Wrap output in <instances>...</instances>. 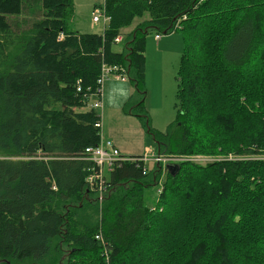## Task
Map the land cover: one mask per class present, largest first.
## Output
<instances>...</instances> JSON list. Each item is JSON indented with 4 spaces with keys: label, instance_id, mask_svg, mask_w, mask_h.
<instances>
[{
    "label": "trees",
    "instance_id": "1",
    "mask_svg": "<svg viewBox=\"0 0 264 264\" xmlns=\"http://www.w3.org/2000/svg\"><path fill=\"white\" fill-rule=\"evenodd\" d=\"M104 5L98 34L69 28L73 0H0V264H264V0ZM152 31L184 44L164 132L144 110ZM103 64L132 83L126 112L161 153L253 157L180 162L163 183L161 166L122 161L99 202L85 149L100 142L101 116L86 107Z\"/></svg>",
    "mask_w": 264,
    "mask_h": 264
},
{
    "label": "rangeland",
    "instance_id": "2",
    "mask_svg": "<svg viewBox=\"0 0 264 264\" xmlns=\"http://www.w3.org/2000/svg\"><path fill=\"white\" fill-rule=\"evenodd\" d=\"M73 5L74 13L69 20L68 25L70 29L80 33L101 34L104 31L105 25L102 21L93 22L94 15L103 9L104 0H73ZM139 21L140 20H136V22L131 27L125 29V31L128 32L132 30ZM21 24L23 25L22 28H25L24 23ZM159 35L161 38L156 39V32L152 31L146 37L145 88L147 95L144 103V110L149 116L152 128L164 132L176 119L177 77L184 44L180 32H172L169 34L161 33ZM124 45V42H119L114 46V50L122 51ZM101 90V106L94 110L101 116L102 136L105 139L112 140L114 143L116 139L133 142L132 139L127 138L128 133L134 131L137 132V130L142 129L143 140L141 151L140 153H132V155L142 154L145 146L149 148L151 147L152 150L157 151V144L145 130L143 121L126 112V102L135 92L129 79L118 80L116 79V73L110 72L107 74ZM98 99L97 96L92 95L89 99V106H87L86 109H90L91 105L97 102ZM187 155H199L202 158L210 159L208 161H213V159H218L222 156L229 157L232 155L233 157H240V154H224V152ZM126 156L131 155L126 154ZM241 156H243L242 159L253 157L250 154H241ZM204 161L205 160L202 162ZM147 165L149 169L155 165L163 167V164L160 161L155 163L151 161L147 163ZM163 172L164 173L159 180L161 183L164 182L166 176V170L164 167ZM159 188L160 185H152L145 189V199L147 204L153 205L155 203Z\"/></svg>",
    "mask_w": 264,
    "mask_h": 264
},
{
    "label": "built area",
    "instance_id": "3",
    "mask_svg": "<svg viewBox=\"0 0 264 264\" xmlns=\"http://www.w3.org/2000/svg\"><path fill=\"white\" fill-rule=\"evenodd\" d=\"M101 21L105 25V28L107 27L110 21V17L106 13L105 5H103L102 11H98L93 17V22H101ZM64 37H65V34L63 31H61L59 32L57 36V40L62 41ZM160 37H161L160 35H156V39H160ZM120 40H121V37H117L115 39V41L117 42H119ZM110 72H115L116 79L118 80L127 79L125 74L120 72L117 67H109L103 64L101 68V75H100V78L98 79V83L100 84V86L103 85V82L105 78L107 77V74ZM78 90H80V88ZM99 91L100 89L96 93H94V95L98 97ZM101 101L102 100L98 99L97 102L91 105V108L93 109L99 108L101 106ZM89 103H88V106H89ZM96 126L101 128V138H100V142L97 145L90 146L85 149L87 156H88V160L92 161L93 163V166L90 169V172L86 178V181L88 183L89 189L98 196L99 202H102L106 189H107L106 176L113 170L114 166L117 163L122 162V161H127V160H133V161L139 160V162H144V164L149 163L151 161H153L154 163L157 161H160L162 162L163 167L166 170V166L168 164H172V163L179 164L183 160V158L179 156L178 154L161 153L158 150L157 151L152 150L151 147L150 148L146 147L145 152L143 154L137 155L136 157L123 155L121 151L119 150V148L115 145V143L112 140L105 139L102 136V124L97 123ZM242 158L243 156L233 157L232 155H230L229 157L227 156L225 158L219 157L218 159H213V160L214 161L223 160V159L238 160ZM184 160L189 161V162H196V163L204 164L206 163V161L209 162L208 160L210 159L202 158L199 155L191 156V155L186 154ZM203 160L205 161L202 162ZM96 238L101 239V235L98 234Z\"/></svg>",
    "mask_w": 264,
    "mask_h": 264
},
{
    "label": "crops",
    "instance_id": "4",
    "mask_svg": "<svg viewBox=\"0 0 264 264\" xmlns=\"http://www.w3.org/2000/svg\"><path fill=\"white\" fill-rule=\"evenodd\" d=\"M127 138L132 139L133 142H131V141L126 142L123 140H117L116 139L115 145L120 149V151L123 155L129 154L131 156H137V154L132 155V153H140V151H141L142 140H143V130L140 129V130H137V132L134 131V132L128 133ZM145 147H144V150L142 151V154L145 152Z\"/></svg>",
    "mask_w": 264,
    "mask_h": 264
},
{
    "label": "water",
    "instance_id": "5",
    "mask_svg": "<svg viewBox=\"0 0 264 264\" xmlns=\"http://www.w3.org/2000/svg\"><path fill=\"white\" fill-rule=\"evenodd\" d=\"M178 170H179V164H176V163L173 164L172 163V164H168L166 166V171H168L171 175H176V173L178 172Z\"/></svg>",
    "mask_w": 264,
    "mask_h": 264
},
{
    "label": "bare ground",
    "instance_id": "6",
    "mask_svg": "<svg viewBox=\"0 0 264 264\" xmlns=\"http://www.w3.org/2000/svg\"><path fill=\"white\" fill-rule=\"evenodd\" d=\"M101 92H102V90H101V88H100V91H99V95H98V98L100 99V96H101ZM101 100V99H100ZM179 156H181L182 158H183V160H182V162H184L185 160H184V158H185V154H179Z\"/></svg>",
    "mask_w": 264,
    "mask_h": 264
}]
</instances>
